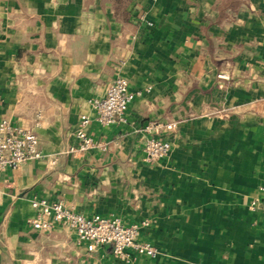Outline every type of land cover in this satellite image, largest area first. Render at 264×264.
Listing matches in <instances>:
<instances>
[{
    "label": "crops",
    "instance_id": "1",
    "mask_svg": "<svg viewBox=\"0 0 264 264\" xmlns=\"http://www.w3.org/2000/svg\"><path fill=\"white\" fill-rule=\"evenodd\" d=\"M119 76L151 89L102 126L91 102ZM83 113L106 148L66 153ZM1 119L57 161L0 173V264H264V0H0ZM151 136L172 143L157 163ZM34 199L147 221L157 255L34 229Z\"/></svg>",
    "mask_w": 264,
    "mask_h": 264
},
{
    "label": "built area",
    "instance_id": "2",
    "mask_svg": "<svg viewBox=\"0 0 264 264\" xmlns=\"http://www.w3.org/2000/svg\"><path fill=\"white\" fill-rule=\"evenodd\" d=\"M146 89L131 90L126 77L119 76L111 81L105 95L95 98L91 104L96 111V119L102 126L125 120V113L131 102L143 94ZM91 118L83 113L75 126L73 135L76 144L68 146L65 150L69 154H80L91 149L106 148V144L96 140L89 133ZM177 123L165 125L167 130L175 129ZM159 124L150 122L144 131L155 133ZM39 139L36 133L21 126L13 125L7 119L0 120V173L8 168H18L29 160L50 159L52 165L56 158L44 154L39 149ZM172 148V143L156 136L148 137L143 144L144 160L157 163L165 158ZM35 215L29 219L34 229L49 231L56 224H61L74 230L80 242L88 243V249L94 250L103 245H111L113 255L130 259L132 250L140 256L154 257L157 249L151 243L140 240L142 229L149 223H125L119 217H108L99 214L86 215L66 207L62 202H50L47 199H34L31 202Z\"/></svg>",
    "mask_w": 264,
    "mask_h": 264
}]
</instances>
